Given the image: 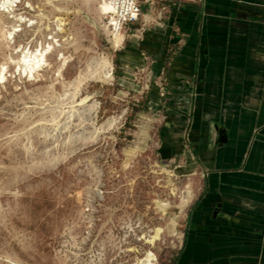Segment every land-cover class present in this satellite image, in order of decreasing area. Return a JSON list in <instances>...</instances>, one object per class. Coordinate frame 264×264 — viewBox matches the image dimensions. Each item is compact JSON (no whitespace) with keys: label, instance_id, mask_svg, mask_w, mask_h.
Listing matches in <instances>:
<instances>
[{"label":"rangeland","instance_id":"1","mask_svg":"<svg viewBox=\"0 0 264 264\" xmlns=\"http://www.w3.org/2000/svg\"><path fill=\"white\" fill-rule=\"evenodd\" d=\"M98 2L20 0L15 15L26 22L19 26L0 9V65L7 69L0 84V264H132L148 250L157 264H176L185 244L202 175L174 174L171 166L178 157L185 165L186 154H167L164 146L173 123L165 74L171 60L158 72L157 60L141 50L147 30L141 21L126 27L116 50ZM14 25L18 31L9 37ZM48 43L40 80L18 75L15 50ZM103 57L112 63L113 81L85 82L74 97L79 74ZM53 131L52 138L42 135ZM189 182L195 195L175 217L180 241L170 224ZM157 226L165 229L164 242L151 249L146 240Z\"/></svg>","mask_w":264,"mask_h":264},{"label":"crops","instance_id":"2","mask_svg":"<svg viewBox=\"0 0 264 264\" xmlns=\"http://www.w3.org/2000/svg\"><path fill=\"white\" fill-rule=\"evenodd\" d=\"M141 8V50L158 72L171 60L166 152L202 175L176 264H264V0Z\"/></svg>","mask_w":264,"mask_h":264},{"label":"bare ground","instance_id":"3","mask_svg":"<svg viewBox=\"0 0 264 264\" xmlns=\"http://www.w3.org/2000/svg\"><path fill=\"white\" fill-rule=\"evenodd\" d=\"M19 3H20V0H0V9L3 8L2 11H4L5 13L11 14V18L14 20V22L16 24H18V26L22 22H26V19H23L22 16L15 15V9ZM27 5H28V7L32 8L30 4H27ZM112 13H113L112 5L107 0H99V2H98V18L102 19V20H104V19L108 20L106 23L104 22V27H105L106 32L110 35V38H111L110 42H111L112 46L117 50L120 48L121 45H123L124 41L126 40V35L124 34L125 33L124 31L118 32V33L112 32V28L110 27V25L113 23ZM59 20L60 19H58V21ZM29 22H30V20H28V23ZM109 22H110V24H109ZM62 25H63V23L61 22L58 25L59 26L58 30L61 29ZM16 27H17L16 25L12 26L11 30L7 31L6 34L9 37H11L13 35V33L18 31V29H16ZM51 39H54V37H52ZM51 49H52V44L48 43V44H46V46H43V48H40V49L37 48L35 51L26 50V49L25 50H21V49L15 50V53L20 52L19 56H17L16 59L13 60L15 65H16V67H15L16 73L18 75H20L21 77H25L29 81H32V80L36 79L37 77H39V73L41 71H44L45 68L48 66L47 54L50 52ZM61 56H62V60H63L64 65H65V63L68 62V60H67V58L63 57V55H61ZM41 57L43 58L44 63L41 64L37 68L36 63L39 62ZM95 65L96 66L94 68H92V66H89L88 72H86L84 74H83V72H81L79 74V76L77 75L78 76V78L76 80V90L77 91L74 92V97L77 96V94L79 93V89L81 87H83L81 85H83L85 82L95 81V82H100V83H107V82L113 81V79H114V77H113V66H112V63L107 58L103 57L99 62L97 61L95 63ZM62 68H63V66H61L60 69L57 70L60 73L59 77L63 76L62 75ZM30 69H31L32 79H29V70ZM5 70H7V69L4 68L3 64L0 65V73H2L3 76H4ZM39 78L37 80H40ZM70 88L71 87H68V89H70ZM73 89H74V87H73ZM80 99H82V98H80ZM88 101H89V97H85L79 102V104H80V106L85 105V103ZM72 104H73V102H72ZM62 113H63V110H62ZM115 122L116 121H112V122L110 121L108 123V126L112 127L111 125H113ZM97 129L100 130L99 128H97ZM179 159H180V157H178L176 159V161L174 162V164L171 166V171H173V173L177 174V175H181V174L188 175V174H186V172H188V168H186L184 165H182L179 162ZM155 164H156V162H155ZM162 164H164V163H162ZM168 179H169V177H168ZM177 190H178L177 188H175V187L173 188L174 194L178 193V192H176ZM194 195H195V190L193 188L192 183L189 182L187 188H185L181 192V195H180L181 204H180V206L177 207L175 205L177 207V210L173 212L174 218L172 219L171 224H170V227H171L170 231L172 232L173 235L177 236V238L180 241L182 239V234L179 235L177 233L176 228L178 225V221L175 219V217L177 215H179V213L181 212V210L183 208H186L189 205V203L192 201ZM168 205H169V202H164L161 205V207L166 209ZM164 233H165V229L161 226H157L152 231H150L148 238L146 240V243L151 247V249L155 248L157 246V244L163 240ZM163 242H164V240H163ZM157 263H158V258L156 256V254L154 252H152L151 250H148V252L145 255H143L142 257L135 258V261L132 264H157Z\"/></svg>","mask_w":264,"mask_h":264},{"label":"built area","instance_id":"4","mask_svg":"<svg viewBox=\"0 0 264 264\" xmlns=\"http://www.w3.org/2000/svg\"><path fill=\"white\" fill-rule=\"evenodd\" d=\"M113 7V23L110 25L113 33L125 32L126 27L138 23L143 15L142 0H107ZM134 14V15H133ZM108 21V20H107ZM110 24V22H109ZM164 91V88H162ZM161 92V96L165 97Z\"/></svg>","mask_w":264,"mask_h":264},{"label":"clouds","instance_id":"5","mask_svg":"<svg viewBox=\"0 0 264 264\" xmlns=\"http://www.w3.org/2000/svg\"><path fill=\"white\" fill-rule=\"evenodd\" d=\"M134 15V14H133ZM44 63V61H43V58L41 57V59L39 60V62H37L36 63V67L38 68L41 64H43ZM59 72H57V75L59 76ZM29 79H32V76H31V69L29 70ZM38 79V78H37ZM3 82H4V76H3V74L2 73H0V84H3ZM63 114V113H62ZM71 115H69V120H71ZM40 123H47L46 121H40ZM51 123L54 125V126H56V129L58 130V127H59V125H58V121L56 120V119H53L52 121H51ZM33 127H35V125H33ZM64 131H68V129L67 128H65L64 129ZM42 135H44V138L45 139H49V138H52V137H54L55 136V131H53V133H51L50 135L49 134H47V133H42ZM29 150H32L31 149V143L29 142ZM56 159H58V158H53V160L52 161H49V163H52V162H54ZM65 159H66V157H65ZM89 226H91V225H89Z\"/></svg>","mask_w":264,"mask_h":264},{"label":"trees","instance_id":"6","mask_svg":"<svg viewBox=\"0 0 264 264\" xmlns=\"http://www.w3.org/2000/svg\"><path fill=\"white\" fill-rule=\"evenodd\" d=\"M188 10L195 11L197 8L195 6H186Z\"/></svg>","mask_w":264,"mask_h":264}]
</instances>
